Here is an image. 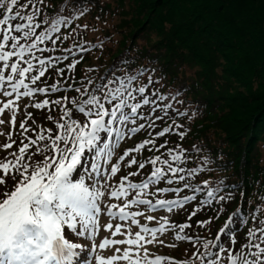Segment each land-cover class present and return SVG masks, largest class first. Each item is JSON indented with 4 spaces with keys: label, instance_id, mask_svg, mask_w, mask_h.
Returning <instances> with one entry per match:
<instances>
[{
    "label": "trees",
    "instance_id": "obj_1",
    "mask_svg": "<svg viewBox=\"0 0 264 264\" xmlns=\"http://www.w3.org/2000/svg\"><path fill=\"white\" fill-rule=\"evenodd\" d=\"M24 2L26 0H20V3ZM41 7L46 17L58 11L68 15L76 7L84 9L82 16L71 19L67 28L61 29V35L68 39L59 40L58 47L44 42L33 49L31 57L25 54V59H31L35 67L34 57L41 56V48L46 49L43 56L46 57L50 51L53 58L69 55L71 50L69 59L76 67L66 68L64 78L50 69L46 73L47 79L42 78L45 85L55 80L60 82L62 89L70 83L75 88H81L82 93L91 94L97 85H108L115 78L139 74L132 87L145 86L146 95L156 100L157 105H171L164 123L157 121V124L161 128L173 123L180 127L164 138H157L158 145L167 141L165 148L136 154L140 160L160 155L161 162L154 166L146 165L142 174L129 177L131 182L145 179L149 167H161L166 175L174 179L171 187L182 188L184 182L175 180V174H169L162 161L165 158L171 160L167 149L183 150L184 158L174 162L173 167H183L184 172L180 174L185 176V181L203 189L195 193L200 200L205 199L204 193L208 189L217 186L222 187L218 195H231L228 203L223 205L226 212L219 219H215L214 209L220 207L216 201L191 219H188L189 213L194 206L199 207L196 202L187 204L186 210L174 209L171 212L170 223L193 225L181 233L192 236L193 240L177 241L175 230L168 231L170 245L175 247H167L173 251L164 253V257L170 258L165 264H173L174 261L208 264L209 260H216L217 264H231V255L239 253L240 245L247 240L248 230L257 224H264V0H68V4L65 0H44ZM17 10L24 14L28 12L19 5L14 12ZM67 63L61 60L57 67H66ZM25 82L30 84L27 79ZM157 93L167 99L159 100L155 95ZM60 96L84 98L81 93L61 91L59 94L25 98L24 102L26 106L33 99L51 101ZM128 102L136 101L130 99ZM65 105L75 111V105L67 102ZM25 106V112H31L33 117L27 122V127L33 129L26 134L28 137L36 138L35 129L56 131L45 115L54 117L58 122H68L62 108H54L50 104L45 111ZM178 112L186 115H177ZM155 114L162 115L159 111ZM73 118L84 121L83 115ZM24 119L25 115L16 123L15 130L11 128L8 131L13 132L12 140L17 144L20 137L16 132ZM59 131L63 133V130ZM177 132H184L185 135L181 138ZM45 134L51 135L48 132ZM145 138L147 133L141 132L123 140L118 146L122 150L132 148ZM15 150L16 144L8 152ZM33 159L40 160L41 157L37 155ZM190 169L200 171L190 174ZM135 171V166L128 168L123 163L119 180L114 186H118L124 175ZM204 181L208 184L205 185ZM12 185L13 181L7 179L9 189ZM160 186L169 187L167 182L158 183L157 187ZM3 191L0 186V192ZM171 193L154 194L151 185L146 190L148 199L153 201L192 195L191 188ZM238 208L247 223L240 225L236 234L237 243L232 249L217 256L215 247L209 245L205 248L204 244L207 241L215 243L218 228L228 214ZM209 219L212 222L204 227L197 223ZM224 244L227 248L228 243ZM261 246L264 247V243ZM243 251L251 260L250 251L257 250Z\"/></svg>",
    "mask_w": 264,
    "mask_h": 264
},
{
    "label": "snow or ice",
    "instance_id": "obj_2",
    "mask_svg": "<svg viewBox=\"0 0 264 264\" xmlns=\"http://www.w3.org/2000/svg\"><path fill=\"white\" fill-rule=\"evenodd\" d=\"M65 4H68V0H65ZM18 5L28 10L27 14L19 10L14 12V8ZM41 5H44V0H26L24 3H20V0H0V10H2L0 11L2 16L0 18V95L15 97L6 101L0 100V116L7 110L10 114L8 123L15 130L16 115L19 112L17 101L21 98L59 94L61 91L81 93L84 98L79 100L60 96L51 101L33 99L31 104L25 106L45 111L50 104L54 108H62L68 122H58L54 117L45 115V119L52 122L56 131L35 129L36 138L26 136L33 130L27 127L28 120L33 117L31 112H25V119L21 121L16 132L20 137L19 144L12 140V131L0 132V135L6 137V142L0 145V150L7 152L16 144L15 151L7 152L5 157L0 158V186L4 188V191L0 192V264H92L93 257L97 264H116L118 261H123L125 264H141L142 260L144 264H165L169 257L156 256L149 259L145 245L157 243L163 245L164 241L159 239L158 234L163 235L170 230H175L177 241H192V236L181 233L185 229H191L193 225L170 223L167 217H160L157 226H149L148 223L141 224V221L136 219L144 216L142 212L129 209H132L133 205L153 211L166 207L171 213L174 209L186 210L187 204L196 202L199 207L194 206L189 213L188 219H191L198 211H202L204 207H211L216 201L220 207L214 209L215 219H219L226 212L223 205L228 203L231 195H218L222 187L217 186L208 189L204 193L205 199L200 200L195 193L203 189L191 186L185 181V176L180 174L184 172L183 167H173L174 162L184 158L183 150L177 152L175 149H167L171 160L165 158L162 161L167 166L168 173L175 174V180L184 182L182 188H172L174 179L166 175L161 167H149L145 179L138 183L131 182L129 177L142 174L146 165L154 166L161 162L160 155H150L140 160L136 154L165 148L167 141L158 145L157 138H164L180 127L173 123L161 128L157 124V121L160 124L164 123L167 109L171 108V105H157L156 100L149 99L146 95L145 86L132 87L139 74L115 78L108 82L112 87L106 84L97 85L91 94L82 93L81 88H75L70 83L62 89L60 82L55 80L52 84L45 85L42 78L47 79L46 73L50 69L64 78L66 68L76 67V64L69 59L71 50L69 55L53 58L50 51L46 57L43 56L46 49L41 48L39 49L41 56L34 57L35 67L31 59H25V54L31 57L33 49H37L38 44L44 42H48L49 46L58 47L59 40L68 39L67 36L61 35V29L67 28L71 19L82 16L84 9L76 7L74 12L68 15L58 11L55 15L46 17ZM37 29L40 31L37 32ZM13 58L17 59L13 60ZM61 60L68 61L66 67H57ZM10 61L12 62L9 63ZM5 72L8 74L5 75ZM26 79L30 81L31 86L25 82ZM106 87H108L107 91H105ZM155 95L159 100L167 99L159 96L158 93ZM130 99L136 102L130 104L128 102ZM65 102L75 105V111L68 108ZM157 111L162 115H156ZM76 115H83L84 121L73 118ZM177 115H186V113L178 112ZM4 123L5 121L0 119V125ZM59 130H63V133L60 134ZM46 132L51 135H46ZM141 132L147 133V138L140 140L134 147L125 149L118 158L128 168L135 166L137 171L124 175L118 186L113 188L107 180L109 177H115L121 169L120 163L110 164L114 152L123 140ZM176 134L181 138L185 135L184 132ZM25 139L28 140L27 143L24 142ZM37 155L41 157L40 160L33 159ZM9 156L12 159H9ZM197 171L200 169H190L189 173L195 174ZM9 178L13 181L11 189L7 186ZM101 181H104L103 191L96 187ZM164 182H167L169 187H157L158 183ZM204 184L207 185L208 181H204ZM150 185L154 189V194L168 192L176 194L191 188L192 195L155 201L150 198H140L146 195ZM130 192L135 198L129 196ZM105 194L123 200V203L107 205L105 209L107 216L117 222L115 225L109 222L104 228L111 233V237L123 235L127 238L104 237L97 245L94 241L100 231V200ZM144 219L151 222L156 220V217L147 215ZM211 222V219L197 221L201 227ZM244 223H247V219L241 216L239 208L229 213L228 218L217 230L215 243L207 241L204 247L207 248L209 245L215 247L218 250L217 256L219 253L229 252L237 243V231ZM131 226H136L138 230L133 233L130 230ZM65 229L74 236L84 237L93 242L85 250L83 245L66 238ZM196 239L198 240L199 237ZM224 242L228 243L227 248ZM262 243H264V224H257L255 228L248 230L247 240L240 245L239 253L231 255V264H240V262L264 264ZM120 245L126 247L123 249L115 247L114 254L109 257L97 254L100 249L106 250ZM168 246L175 247L174 244ZM253 248L257 251H250L253 259L249 260L243 250ZM173 264H186V262L174 261ZM208 264H217V261L209 260Z\"/></svg>",
    "mask_w": 264,
    "mask_h": 264
},
{
    "label": "rangeland",
    "instance_id": "obj_3",
    "mask_svg": "<svg viewBox=\"0 0 264 264\" xmlns=\"http://www.w3.org/2000/svg\"><path fill=\"white\" fill-rule=\"evenodd\" d=\"M17 104L19 106V112L16 115V123H18L19 120L25 115V110H24V107H23V106H25V102L20 101ZM0 119H3L5 121L4 124L0 125V132L7 133L9 131V129L12 128L10 126V124L8 123V121L10 120V114H9V112L6 110L5 113L2 116H0ZM5 141H6V137L4 135H0V145H3L5 143ZM7 152H8V150H7ZM7 152L4 151V150H0V158L5 157L6 154H7ZM100 188L102 189V191L104 190L103 187L100 186ZM105 195H106V197H109V196H107V194H105ZM113 203H116V204L120 205V204L123 203V200L114 199L113 200ZM159 214L160 213L155 212V211H152L151 209H149L148 212H146L145 215L141 217V220L140 221L141 222H147L144 219V217H146L147 215H153L154 217H156V220H158L160 217H163V216L165 217L167 215V213H165V214H163L161 216H159ZM99 221H103V222H108L109 221V222H111L113 224L116 222L113 219L110 220V218L107 216L105 210L103 212V217L101 219H99ZM130 230L131 231H134V230L137 231L138 229H137L136 226H131V229ZM102 235L105 236V237H111V233L108 230L102 231ZM158 236H159V239L160 240H163L164 241L163 245L158 244V243L157 244H151V245H145V247L148 249L149 257L152 256L154 253H157V252H159V253L170 252L171 253L173 251L172 249H168L166 247V244L171 241L170 234L168 232H166L163 235L158 234ZM75 237L76 238H79L81 240L87 241V238L77 237V236H75ZM116 237H120V236H115L114 238H116ZM122 237L125 238V239L127 238L126 236L121 235V238ZM72 238H74V237L72 236ZM72 241L78 243L77 240H72ZM97 241H99V239ZM116 247H120L121 249H123L124 248V245H122V246H116ZM87 248H88V246L85 245V250H87ZM114 248L115 247L110 248V249H106V250L105 249H100L97 254L103 255L105 257H108L109 254L114 253ZM141 255H143L142 252H141ZM92 264H97V262H96V260H95L94 257L92 258ZM116 264H125V262L121 261V262H118ZM141 264H144V261L143 260H142Z\"/></svg>",
    "mask_w": 264,
    "mask_h": 264
}]
</instances>
